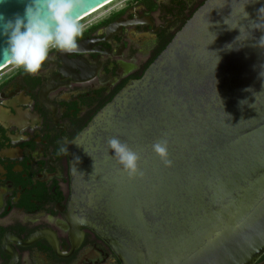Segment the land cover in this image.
Here are the masks:
<instances>
[{"label":"water","instance_id":"water-1","mask_svg":"<svg viewBox=\"0 0 264 264\" xmlns=\"http://www.w3.org/2000/svg\"><path fill=\"white\" fill-rule=\"evenodd\" d=\"M111 1L85 0L73 15L80 21ZM27 3L4 0L0 13L13 19ZM258 23L264 0H205L67 144L72 215L120 264H254L264 254ZM6 65L0 53V70ZM112 137L139 154L143 176L128 177L108 148ZM161 139L170 167L152 148Z\"/></svg>","mask_w":264,"mask_h":264},{"label":"flooded vegetation","instance_id":"flooded-vegetation-1","mask_svg":"<svg viewBox=\"0 0 264 264\" xmlns=\"http://www.w3.org/2000/svg\"><path fill=\"white\" fill-rule=\"evenodd\" d=\"M204 1H117L80 24L77 52L50 49L38 74L0 76V264H120L72 215L67 144Z\"/></svg>","mask_w":264,"mask_h":264},{"label":"clouds","instance_id":"clouds-1","mask_svg":"<svg viewBox=\"0 0 264 264\" xmlns=\"http://www.w3.org/2000/svg\"><path fill=\"white\" fill-rule=\"evenodd\" d=\"M84 3L85 0H28L23 15L16 14L13 19H5L0 13V35L6 38V46L0 48L3 62L36 75L49 58L50 49L77 52V38L82 35L83 28L73 11ZM255 28L264 29V23L256 24ZM258 45L264 47V36L259 39ZM107 145L130 179L143 176L138 163L140 156L127 143L112 137ZM152 148L165 166L172 165L168 158L167 139L155 142ZM63 152L61 148L58 154Z\"/></svg>","mask_w":264,"mask_h":264},{"label":"rangeland","instance_id":"rangeland-1","mask_svg":"<svg viewBox=\"0 0 264 264\" xmlns=\"http://www.w3.org/2000/svg\"><path fill=\"white\" fill-rule=\"evenodd\" d=\"M117 1H120V0H115V1H113L112 3H110V4H108L107 6H110V5H112L113 3H115V2H117ZM107 6H105V7H103L102 9H104V8H106ZM102 9H100V10H102ZM99 10V11H100ZM98 12V11H97ZM94 14V13H93ZM90 17H86L85 19L87 20V19H89ZM85 19H83V20H81L79 23L81 24L82 22H84V20ZM15 66L14 65H8L7 67H5V68H3L1 71H0V76L2 75V74H4V73H6V72H8L9 70H11L12 68H14Z\"/></svg>","mask_w":264,"mask_h":264},{"label":"bare ground","instance_id":"bare-ground-1","mask_svg":"<svg viewBox=\"0 0 264 264\" xmlns=\"http://www.w3.org/2000/svg\"><path fill=\"white\" fill-rule=\"evenodd\" d=\"M113 1H114V0H112L111 2H113ZM111 2H109V3H111ZM109 3H108V4H109ZM106 5H107V4H106ZM101 8H102V7H101ZM101 8H99V9H101ZM99 9H97V10H99ZM97 10H96V11H97ZM94 12H95V11H94ZM92 13H93V12H92ZM92 13H91V14H92ZM89 15H90V14H89ZM89 15H87V16H89ZM87 16H86V17H87ZM8 65H10V64H8ZM8 65H6L5 67H7ZM5 67H3V68H5ZM3 68H2V69H3ZM2 69H1V70H2ZM1 70H0V71H1Z\"/></svg>","mask_w":264,"mask_h":264},{"label":"built area","instance_id":"built-area-1","mask_svg":"<svg viewBox=\"0 0 264 264\" xmlns=\"http://www.w3.org/2000/svg\"><path fill=\"white\" fill-rule=\"evenodd\" d=\"M114 1H115V0H114ZM111 3H112V2H111ZM109 4H110V3H109ZM107 5H108V4H107ZM107 5H105V6H107ZM105 6H104V7H105ZM102 8H103V7H102ZM102 8H101V9H102ZM99 10H100V9H99ZM99 10H97V11H99ZM97 11H95V12H93V13H96ZM93 13H92V14H93ZM92 14H90L89 16H91ZM89 16H87V17H89ZM85 18H86V17H85ZM85 18H83V19H85ZM83 19H82V20H83ZM80 21H81V20H80ZM80 21H79V22H80Z\"/></svg>","mask_w":264,"mask_h":264}]
</instances>
